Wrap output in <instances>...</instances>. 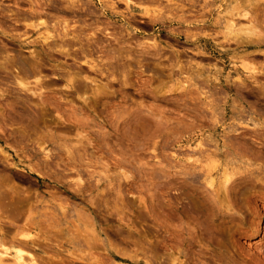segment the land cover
<instances>
[{
	"label": "rangeland",
	"instance_id": "1",
	"mask_svg": "<svg viewBox=\"0 0 264 264\" xmlns=\"http://www.w3.org/2000/svg\"><path fill=\"white\" fill-rule=\"evenodd\" d=\"M16 251L264 264V0H0V264Z\"/></svg>",
	"mask_w": 264,
	"mask_h": 264
},
{
	"label": "bare ground",
	"instance_id": "2",
	"mask_svg": "<svg viewBox=\"0 0 264 264\" xmlns=\"http://www.w3.org/2000/svg\"><path fill=\"white\" fill-rule=\"evenodd\" d=\"M41 24V23H40ZM27 26V25H26ZM36 75V74H35ZM34 78V77H33ZM254 78V77H253ZM224 171V170H223ZM224 173H225V171H224ZM227 176V175H226ZM225 179V181H227V182H229V178H228V176H227V178H224ZM0 256H2V257H4V256H6V254H2V253H0ZM13 258H14V260H15V263L14 264H34V261H33V259L32 258H30L29 259V261L27 260V261H25V259L23 258V255H22V253L21 252H19V251H16L15 253H13L12 255H11ZM26 256V255H25Z\"/></svg>",
	"mask_w": 264,
	"mask_h": 264
}]
</instances>
